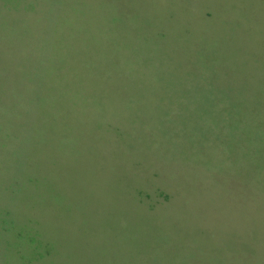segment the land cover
<instances>
[{"label":"rangeland","instance_id":"1","mask_svg":"<svg viewBox=\"0 0 264 264\" xmlns=\"http://www.w3.org/2000/svg\"><path fill=\"white\" fill-rule=\"evenodd\" d=\"M0 264H264V0H0Z\"/></svg>","mask_w":264,"mask_h":264},{"label":"trees","instance_id":"2","mask_svg":"<svg viewBox=\"0 0 264 264\" xmlns=\"http://www.w3.org/2000/svg\"><path fill=\"white\" fill-rule=\"evenodd\" d=\"M35 179V178H34ZM36 180V179H35ZM37 181V180H36Z\"/></svg>","mask_w":264,"mask_h":264}]
</instances>
